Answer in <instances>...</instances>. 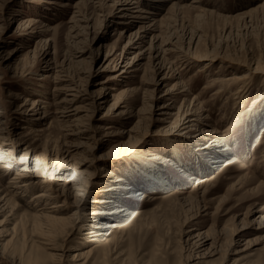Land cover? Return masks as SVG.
<instances>
[{"label": "rangeland", "instance_id": "obj_1", "mask_svg": "<svg viewBox=\"0 0 264 264\" xmlns=\"http://www.w3.org/2000/svg\"><path fill=\"white\" fill-rule=\"evenodd\" d=\"M117 1L0 0V264H264V0Z\"/></svg>", "mask_w": 264, "mask_h": 264}, {"label": "bare ground", "instance_id": "obj_2", "mask_svg": "<svg viewBox=\"0 0 264 264\" xmlns=\"http://www.w3.org/2000/svg\"><path fill=\"white\" fill-rule=\"evenodd\" d=\"M150 1H152L153 2V4H154V7H152V9L153 10H143L142 8H140V5L138 4V1H136V0H134V1H132V0H118L117 1V7L119 8V11L120 12H122V15L123 16H130V17H139L141 14H139L140 12H142V11H144V12H146V13H150L151 14V16H148V18H149V25L146 27V30H145V33H148V32H150V31H154V30H156V29H158V24H157V21H158V19H156V17L154 16L155 14H157V11L156 10H154V9H160V8H162L163 6H165L166 5V3L167 2H171V4H170V6H169V8H170V10H172L173 11V13L172 14H175L176 12V10H179V9H181V7L183 8V7H185V6H187V5H189V4H183V2H184V0H180V1H173V0H150ZM199 2H201V0H192L191 1V5H192V7H198L199 6ZM188 3H189V1H188ZM191 5H190V7H191ZM255 7V6H254ZM257 7H259L258 5H257ZM206 8V7H205ZM253 9V8H252ZM255 9V8H254ZM200 10H202V9H200ZM181 11V10H180ZM248 11V10H247ZM247 13V12H246ZM139 14V15H138ZM178 14V13H177ZM242 15V14H241ZM173 16L174 15H172L170 18H169V20H172L173 19ZM239 16V15H238ZM147 17V16H146ZM174 20L175 19H173V21L171 22V23H174ZM176 22V21H175ZM167 25H169V26H171L172 24H170V22H168L167 23ZM163 34V33H162ZM167 35V34H166ZM165 35V36H166ZM158 36H160V35H154V38H157ZM164 36V35H163ZM162 36V37H163ZM169 36V35H168ZM167 37V36H166ZM161 38V37H160ZM164 38V37H163ZM153 39V38H152ZM156 40V39H155ZM171 44H172V46H173V43H172V41L168 38V39H165V40H162L160 43H158L157 45H155V44H153V42H151V45L150 46H153L155 49H159V50H161V52L163 51V52H165V51H167V50H169V51H171V49H172V47H171ZM187 46V45H186ZM152 47V48H153ZM179 48V47H178ZM174 49V48H173ZM181 49V48H180ZM179 49V50H180ZM157 52H158V50H157ZM168 52V51H167ZM176 52V51H175ZM159 56V54H157L156 55V57H158ZM187 61V60H186ZM186 61L184 62V63H186ZM165 76V75H164ZM234 95H235V97L234 98H236V97H238L239 95H241V92H239V91H234ZM209 134L210 133H214V132H216V131H207ZM264 131H262V133H263ZM264 134V133H263ZM216 138V139H214L213 141H216V142H210V143H207V144H204V149L206 150V149H208V150H212L213 149V143H214V145H219L220 143H219V139H217L218 137H216L215 135H210L208 138ZM211 140V139H210ZM212 141V140H211ZM257 143H255V145L256 146H259V145H261V144H264V135H261L258 139H257V141H256ZM217 149V148H216ZM264 152V151H263ZM262 156H264V154H262ZM264 159V158H263ZM215 162V161H214ZM217 162V161H216ZM179 170H182L181 168H179ZM183 172V174H184V176H188L189 175V179H195V178H197V177H195L194 175H191L190 176V174H188V172L186 171V170H184V171H182ZM109 173H111L112 174V172L110 171ZM108 173V174H109ZM22 176V175H21ZM120 178H118V179H116L117 181L119 180ZM15 181V180H14ZM165 181V179H161V178H159L158 179V182H160V183H163ZM125 188H128V186L127 187H125ZM138 196H140V199H154V198H156L157 196H152V197H148V195H147V193L146 192H139L138 193ZM58 205H56V203L54 204V205H52V207H57ZM121 210V209H120ZM105 212H108L107 210H105V209H91L90 210V212H89V216L93 219V220H96L98 217V214H101V213H105ZM97 217V218H96ZM261 218L262 219H264V215H262L261 216ZM263 222V224H264V220L262 221ZM94 226H99V225H94ZM106 226H113V224H108V225H106ZM86 233H88V234H90V236H99V235H101L102 234V231L101 230H98V229H94V228H88V231L86 232ZM51 238L48 236V235H46V236H44L43 237V242L42 243H44L47 247H50L51 246ZM90 240H95L94 238L93 239H90ZM53 248V247H52ZM58 257V254L55 252V253H52L51 254V258L52 259H54V260H58L59 261V259L57 258Z\"/></svg>", "mask_w": 264, "mask_h": 264}]
</instances>
